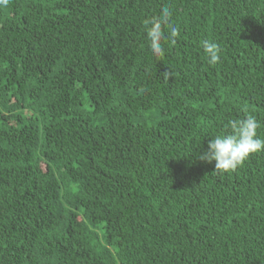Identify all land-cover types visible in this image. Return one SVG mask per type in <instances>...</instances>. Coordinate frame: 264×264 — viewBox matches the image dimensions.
I'll list each match as a JSON object with an SVG mask.
<instances>
[{
  "label": "trees",
  "instance_id": "trees-1",
  "mask_svg": "<svg viewBox=\"0 0 264 264\" xmlns=\"http://www.w3.org/2000/svg\"><path fill=\"white\" fill-rule=\"evenodd\" d=\"M247 114L264 138V0H8L0 264H264V151L199 158Z\"/></svg>",
  "mask_w": 264,
  "mask_h": 264
},
{
  "label": "clouds",
  "instance_id": "clouds-1",
  "mask_svg": "<svg viewBox=\"0 0 264 264\" xmlns=\"http://www.w3.org/2000/svg\"><path fill=\"white\" fill-rule=\"evenodd\" d=\"M8 0H0V5H6ZM172 11L164 8L160 17H150L144 20L146 35L151 52L160 57L163 53L162 42L167 38L165 27L170 37H176L178 30L169 23ZM208 63L215 65L221 60L220 46L211 40L201 41ZM247 112V109H244ZM259 123L251 114L230 120L225 130L212 135L208 142V149L199 154V158L208 162L215 161V171L230 172L236 170L250 154L264 151V138L258 136Z\"/></svg>",
  "mask_w": 264,
  "mask_h": 264
}]
</instances>
